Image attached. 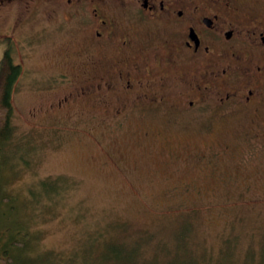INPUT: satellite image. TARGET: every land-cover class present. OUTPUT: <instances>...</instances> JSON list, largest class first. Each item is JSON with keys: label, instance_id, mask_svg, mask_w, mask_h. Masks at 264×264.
<instances>
[{"label": "rangeland", "instance_id": "obj_1", "mask_svg": "<svg viewBox=\"0 0 264 264\" xmlns=\"http://www.w3.org/2000/svg\"><path fill=\"white\" fill-rule=\"evenodd\" d=\"M37 20L10 31L0 17V63L9 50L20 65L12 134L0 147V238L29 233L16 258L264 264V114L165 107L117 115L93 98L56 108L64 88L50 83V57L65 33L52 45ZM196 150L214 154L199 159Z\"/></svg>", "mask_w": 264, "mask_h": 264}, {"label": "flooded vegetation", "instance_id": "obj_2", "mask_svg": "<svg viewBox=\"0 0 264 264\" xmlns=\"http://www.w3.org/2000/svg\"><path fill=\"white\" fill-rule=\"evenodd\" d=\"M0 17L10 31L38 18L52 45L65 33L50 57L56 108L93 98L117 115L264 114V0H0Z\"/></svg>", "mask_w": 264, "mask_h": 264}, {"label": "trees", "instance_id": "obj_3", "mask_svg": "<svg viewBox=\"0 0 264 264\" xmlns=\"http://www.w3.org/2000/svg\"><path fill=\"white\" fill-rule=\"evenodd\" d=\"M0 147L8 140L12 134L11 114H12V91L14 83L20 74V65L12 61L9 50L3 52L2 61L0 63ZM6 196H0V203L6 200ZM23 232V231H22ZM187 231H182L181 236H186ZM180 237V236H178ZM29 239L28 228L23 232L22 237H10L9 239L0 238V264H22L23 261L27 264H33L26 258H16L19 249H23L26 240ZM182 253V251H180ZM184 256V255H183ZM33 260V257H31ZM133 264H149L147 260H136L133 256ZM34 261V260H33ZM194 264V263H193Z\"/></svg>", "mask_w": 264, "mask_h": 264}]
</instances>
